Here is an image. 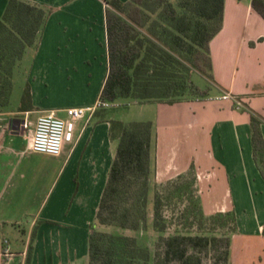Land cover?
I'll return each instance as SVG.
<instances>
[{
    "label": "crops",
    "instance_id": "crops-1",
    "mask_svg": "<svg viewBox=\"0 0 264 264\" xmlns=\"http://www.w3.org/2000/svg\"><path fill=\"white\" fill-rule=\"evenodd\" d=\"M21 1L50 13L21 58L32 55L27 79L33 109L20 112L19 102L0 112V241L24 237L23 247L13 251L11 241L8 247L25 259L38 226L30 264H63L67 248L71 262L65 263L82 258L86 264L88 235L117 147L110 121H125L110 109L84 116L57 157L31 152L29 143L39 116L67 119L66 109L98 100L107 76L104 3ZM250 4L224 0L222 27L209 43L212 80L202 76L214 91L173 104L138 103L151 115L131 121L152 124L150 184H163L193 165L203 213L233 212L237 233L230 239L229 264H264V163L254 161L250 133L252 113L264 140V20ZM5 6L0 0V16ZM233 100L243 108L237 110ZM13 112L17 119L9 118Z\"/></svg>",
    "mask_w": 264,
    "mask_h": 264
},
{
    "label": "trees",
    "instance_id": "trees-1",
    "mask_svg": "<svg viewBox=\"0 0 264 264\" xmlns=\"http://www.w3.org/2000/svg\"><path fill=\"white\" fill-rule=\"evenodd\" d=\"M104 3L107 76L99 98L115 103L173 104L189 96L202 98L190 80V70L211 81L209 43L222 27L224 0H101ZM264 20V0H251ZM50 11L21 0H6L0 16V111L10 103L14 70L26 50L38 41ZM252 45V43H251ZM188 99V100H190ZM26 87L18 111H31ZM4 111V110H3ZM251 146L257 165L264 163V140L259 119L250 115ZM109 136L117 141L95 221L99 225L139 230L146 221L150 190L153 193L152 227L161 234L152 264H201L211 254L217 264H229L230 239L237 233L233 212L205 215L200 205L193 165L163 184H150L151 122L110 121ZM186 198L188 228L208 225L220 236L192 235L168 230L163 216L166 202ZM191 221V222H189ZM38 226L31 232L23 264H30ZM187 229V228H186ZM264 233V228H263ZM150 252L135 238L90 229L86 264H149Z\"/></svg>",
    "mask_w": 264,
    "mask_h": 264
},
{
    "label": "rangeland",
    "instance_id": "rangeland-1",
    "mask_svg": "<svg viewBox=\"0 0 264 264\" xmlns=\"http://www.w3.org/2000/svg\"><path fill=\"white\" fill-rule=\"evenodd\" d=\"M32 58V55H25L22 61L19 62L18 68L15 71V75L13 77V87H12V95L9 107L10 109H16L18 103L20 102L22 93L26 87L29 88L31 82L28 81V69H29V63ZM190 80L192 84L197 87L200 91H208L209 89L211 91H214V88L195 70H190ZM190 99L189 96H185L180 99V101H185ZM116 107L110 108V110H113L117 113L118 117H121L125 123H129L131 121H134L136 119H144L143 117H149L151 115V112L149 110L150 107H143L142 105L138 103H134V101L130 99H120L116 103ZM144 108V109H143ZM4 111L6 109H3ZM0 112H4V111ZM143 110V111H142ZM6 112V111H5ZM142 113V115H141ZM10 119H17V115L15 112L11 116H9ZM153 193L152 190H150L149 196H148V203L146 208V221L144 225L136 231L132 230H124L120 229L118 227L114 226H103L99 225L96 221L91 228L96 231L109 233L113 235H125L132 238H135L138 245L141 247L147 248L150 252L151 260L149 264H152V258L154 254V246L158 239V237L161 235L154 231L152 227V212H153ZM189 206L186 198L180 202L176 201L175 199L171 202H166L165 207L163 208V216L164 219L167 221L168 230L164 233L165 235H171L176 231H180L183 233L189 232L192 235H212V236H220L222 232L220 230H214L210 231L208 225H203L202 229L198 228L196 226V223L194 224L193 228H188V222L187 218H190V216L184 212L185 208ZM191 222V221H189ZM187 228V229H186ZM22 240L17 236V238H14V236L11 237V248L12 250H16L19 247H23L25 238L21 237ZM10 241L7 238H3L0 241V261L1 264H23L25 259H21L20 257L16 255H11L12 251L9 249ZM7 249V255L4 254V250ZM67 255L68 258H64L63 264L67 260L69 263L71 262V249L67 248ZM46 254V252H45ZM25 258V257H24ZM68 263V264H69ZM87 263V262H86ZM75 264H84V261L82 258H78L77 262ZM201 264H217L214 262L213 257L211 254H201Z\"/></svg>",
    "mask_w": 264,
    "mask_h": 264
},
{
    "label": "built area",
    "instance_id": "built-area-1",
    "mask_svg": "<svg viewBox=\"0 0 264 264\" xmlns=\"http://www.w3.org/2000/svg\"><path fill=\"white\" fill-rule=\"evenodd\" d=\"M221 98L230 99L231 97L225 95ZM233 103L237 110L243 108V104L240 100H233ZM116 106V103L102 101L98 98L91 107L66 109L67 119H60L52 113L39 116L35 121L33 132L30 137V151L52 157L59 156L63 144L70 141L72 138L75 121L84 116L91 117L98 109H110ZM7 251V249L4 250L5 255H7Z\"/></svg>",
    "mask_w": 264,
    "mask_h": 264
}]
</instances>
